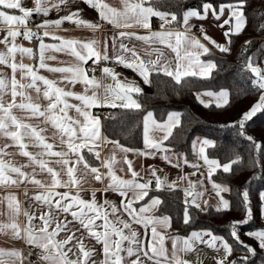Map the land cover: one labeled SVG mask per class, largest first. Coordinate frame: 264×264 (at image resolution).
Here are the masks:
<instances>
[{"label":"crops","instance_id":"crops-1","mask_svg":"<svg viewBox=\"0 0 264 264\" xmlns=\"http://www.w3.org/2000/svg\"><path fill=\"white\" fill-rule=\"evenodd\" d=\"M148 1L0 0V264H41L18 243L42 248L44 264H227L226 238L173 231L154 192L178 187L186 206L227 208L211 175L229 165L208 157L202 141L193 162L171 156L164 141L176 112L161 121L146 113L137 149L104 141L98 112L136 107L153 71L208 76L212 55L241 31L234 11H242L204 3L176 26ZM37 13L40 30L25 20ZM98 57L122 68L91 76L86 62ZM259 198L264 222V189ZM248 234L264 253V225Z\"/></svg>","mask_w":264,"mask_h":264},{"label":"trees","instance_id":"trees-1","mask_svg":"<svg viewBox=\"0 0 264 264\" xmlns=\"http://www.w3.org/2000/svg\"><path fill=\"white\" fill-rule=\"evenodd\" d=\"M204 3L240 7L244 24L230 34V49L212 55L215 67L208 76L185 75L179 79L160 71L150 73V90L135 95L136 107H102L101 130L105 138L124 147H142L143 118L146 113L161 121L172 112L180 122L164 141L170 154L193 162L197 144L208 143L206 154L221 165L211 178L222 186L227 208L211 205L186 206L178 187L155 191L160 198L157 213L166 214L171 229L179 234L205 229L229 243L227 264H264V253L248 234L262 227L259 194L264 189V105L249 119L241 121L260 98L262 89L254 82L249 64H264V0H149L154 9L174 14L180 26L185 11L201 9ZM225 89L224 105L200 103L196 92ZM86 161L95 165L92 153L84 150ZM232 231L236 233L233 236Z\"/></svg>","mask_w":264,"mask_h":264},{"label":"rangeland","instance_id":"rangeland-1","mask_svg":"<svg viewBox=\"0 0 264 264\" xmlns=\"http://www.w3.org/2000/svg\"><path fill=\"white\" fill-rule=\"evenodd\" d=\"M239 12H240L239 9H236V11H234V13H235V15H234V29H236V27L238 26V24L240 22L239 16H240L241 20L244 22V18L242 15H240L241 13H239ZM248 68L250 69V71L254 75V82L262 89V92H261V96L258 99V101L246 113H244L242 115L241 121L249 119L252 115H254L256 112H258L264 105V64L263 65L249 64ZM220 94H223V95H220ZM226 95H227V91L225 89H221V90H217V91L201 90L199 92L197 100L204 105H208V104L224 105L228 100V97ZM199 142H201V141L199 140ZM171 156L180 157V155H173V154H171ZM220 207H222V206H220ZM233 236H235L234 233H233ZM42 258L43 257H41V259ZM38 261L41 264H44L43 259L38 260Z\"/></svg>","mask_w":264,"mask_h":264},{"label":"built area","instance_id":"built-area-1","mask_svg":"<svg viewBox=\"0 0 264 264\" xmlns=\"http://www.w3.org/2000/svg\"><path fill=\"white\" fill-rule=\"evenodd\" d=\"M42 18V14L37 13V14H27L25 16V20L27 23V27L29 28H33L36 30H40L41 26L39 25L40 21ZM62 26H66L68 25L67 21H63L61 23ZM193 34L197 35L199 37V35H201L203 33V28L200 26H195L192 30ZM103 66H108L112 69L115 70H119L122 68V64L119 60H116L115 58H107V59H103V58H94L91 59L89 61L86 62V69L88 71V73L91 76H99L101 73V69ZM101 114V112H100ZM104 141H108V139H104ZM18 248L21 252H27L30 256H32L33 258L37 259V260H41V257L44 254V250L42 248L36 247V246H26L24 244L18 243Z\"/></svg>","mask_w":264,"mask_h":264}]
</instances>
